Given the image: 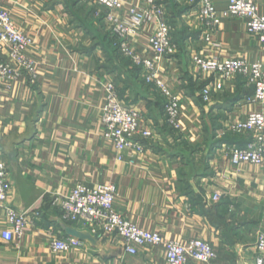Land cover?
I'll return each mask as SVG.
<instances>
[{"label":"crops","instance_id":"0c3cea01","mask_svg":"<svg viewBox=\"0 0 264 264\" xmlns=\"http://www.w3.org/2000/svg\"><path fill=\"white\" fill-rule=\"evenodd\" d=\"M123 1L144 8L143 0ZM215 5L219 11L227 6L220 0ZM0 6L34 39L27 54L38 68L36 85L25 77L10 88L0 81V162L7 164L12 185L8 205L30 210L32 219L20 237L6 241L1 234L12 227L0 210V264H167L163 247L144 246L131 255L121 237L63 220L60 201L79 184L115 185L117 211L165 240L210 243L218 254L211 264H254L257 237L264 234V163L233 165L224 147L249 142L229 125L264 114V102L247 103L254 89L236 76L222 90L213 89L205 103L201 94L213 88L214 76L192 64L198 53L264 67V43L247 32L245 20L222 19L207 42L198 7L166 0L174 52L158 71L180 98L182 130L176 132L164 118L165 98L120 52L106 9L86 0H0ZM258 8L264 15V0ZM156 28L147 25L128 39L143 57L152 55L149 39ZM109 82L125 106L141 113V128L154 134L142 140L143 153L126 150L121 161L101 121ZM54 237L80 245L54 253Z\"/></svg>","mask_w":264,"mask_h":264},{"label":"built area","instance_id":"2783aa9c","mask_svg":"<svg viewBox=\"0 0 264 264\" xmlns=\"http://www.w3.org/2000/svg\"><path fill=\"white\" fill-rule=\"evenodd\" d=\"M107 11L106 21L112 33L119 39L120 52L143 69L147 84L154 85L166 100L164 118L168 127L179 132L182 130L180 98L159 77L158 66L161 60L174 52L171 39V27L166 13V0H143L144 8L127 5L123 0H86ZM198 7L197 14L204 28L205 41L209 42L213 31L224 18L245 20L247 32L264 43V15L258 8L259 0H220L226 3V9L219 11L216 0H187ZM124 11H126L124 13ZM124 13V14H123ZM156 23V31L149 39L151 56L143 57L128 43V39L150 24ZM34 39L21 31L14 23L10 13L0 6V81L7 87L25 77L31 85L38 82V68L35 60L27 54ZM7 53L3 57L4 53ZM196 70L214 76L213 88L203 89L201 97L205 103L211 101L213 89L222 90L227 80L240 76L254 92L246 98L249 104L264 102V67L261 63H249L243 59L206 57L201 54L192 56ZM101 121L105 128L104 137L113 143L122 160V153L134 150L145 151L143 139H152L153 131L140 126L141 113L127 107L120 100L116 86L109 82L105 87V101L101 109ZM232 133L247 135L250 140L243 146H225L224 152L233 165L264 163V114L255 112L245 119L229 125ZM12 185L6 163L0 162V210H4L12 230L1 234L6 241L20 237L24 229L32 223L30 210L20 211L8 205ZM115 185L89 187L77 185L70 194L60 201L63 220L73 223H85L98 226L110 235H117L125 243L128 254L135 255L138 248L144 246L163 247L167 264H211L218 258L214 247L203 240L188 242L165 240L161 234L139 228L122 213L116 210ZM221 195L214 196L219 200ZM80 243L60 238L51 239L54 253H63ZM254 264H264V234L260 233L256 241Z\"/></svg>","mask_w":264,"mask_h":264}]
</instances>
